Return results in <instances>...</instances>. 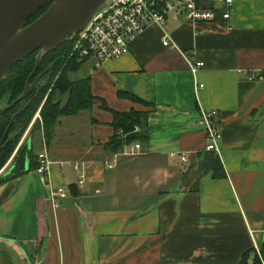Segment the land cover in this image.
Segmentation results:
<instances>
[{"label":"crops","instance_id":"crops-1","mask_svg":"<svg viewBox=\"0 0 264 264\" xmlns=\"http://www.w3.org/2000/svg\"><path fill=\"white\" fill-rule=\"evenodd\" d=\"M233 3L231 29L219 1L196 0L217 19L170 16L119 59L91 57L70 73L89 77L113 110L148 109L121 92L152 102L149 140L137 155L124 153L133 144L107 149L113 114L98 103L60 118L47 150L68 195L55 208L36 171L0 184V264H239L264 246V80L247 74L264 73V0ZM191 61L204 66L194 72ZM201 109L218 111L224 179L198 173Z\"/></svg>","mask_w":264,"mask_h":264},{"label":"trees","instance_id":"trees-1","mask_svg":"<svg viewBox=\"0 0 264 264\" xmlns=\"http://www.w3.org/2000/svg\"><path fill=\"white\" fill-rule=\"evenodd\" d=\"M47 9L48 5L34 14L28 24L33 23ZM73 42L74 40H71L63 44L43 58L37 74L32 79L33 82L51 64H54L55 67L41 79L25 100L0 116V143L12 118L16 116L14 126L8 136V140H10L0 147V170L20 145L17 155L11 164V168H13L11 173L7 177H0V184L37 170L39 152L35 154L36 136L42 133L46 144H49L54 138L57 122L60 118L78 115L81 111H91L97 103L100 107L111 110L113 114L114 136L106 145L107 149L109 148L115 153H121L127 144H134L140 140H149L147 128L148 116L154 106L152 102H147L128 92H121L120 95L130 98L134 102L148 107V109H132L120 112L113 110L103 98L92 93L91 79L89 77L77 80L71 79L70 73L77 70L80 64L85 61L79 58L67 61ZM38 53L36 51L20 61L7 74L3 84L0 86V107L12 103L21 96L26 87L28 77L36 67ZM38 112L40 116H36ZM31 123L33 125L30 134L22 142V137ZM29 139H32L31 147L28 143ZM197 156H199L198 173L201 176L211 173L215 179H224L226 176L224 163L215 151L205 150L199 152ZM259 249L255 246L244 251L239 264H264V246L259 247Z\"/></svg>","mask_w":264,"mask_h":264},{"label":"built area","instance_id":"built-area-1","mask_svg":"<svg viewBox=\"0 0 264 264\" xmlns=\"http://www.w3.org/2000/svg\"><path fill=\"white\" fill-rule=\"evenodd\" d=\"M221 3L220 10L225 20L226 29L232 28V9L234 0H217ZM217 11L215 8H201L196 4V0H106L101 8L93 14L89 23L80 31L74 39L72 48L68 54V59L76 58L87 60L95 58L99 66L106 60H116L130 51V46L143 32L152 24H165L170 16H183L194 22L215 21ZM164 44H171L169 36L164 39ZM192 70L198 71L204 66L201 61H191ZM248 78L251 80H264V73L250 71ZM204 85L201 84L200 87ZM218 111L200 110L199 124L204 128L208 148L207 151H215L220 155L218 140L222 137L216 121ZM36 116H40L38 112ZM32 123L30 128L32 127ZM29 129L22 137V142L26 139ZM122 134V132H120ZM21 142V144H22ZM141 143H134L125 154L137 155L142 150ZM122 154V153H121ZM118 155L107 161L108 167H113ZM183 160L187 161L184 156ZM54 160L47 150V144L38 153V167L36 172L43 175L50 187V198L53 206L57 208L59 200L67 197L64 186H56L51 179L52 165ZM63 162H60L62 165ZM77 171L80 172L77 166ZM83 176V175H81ZM84 180H81L83 183ZM257 249L259 247L257 246Z\"/></svg>","mask_w":264,"mask_h":264},{"label":"water","instance_id":"water-1","mask_svg":"<svg viewBox=\"0 0 264 264\" xmlns=\"http://www.w3.org/2000/svg\"><path fill=\"white\" fill-rule=\"evenodd\" d=\"M105 1L0 0V86L15 65L34 52H39L36 67L28 77L21 96L12 103L0 107V116L29 96L41 79L55 67L54 64H51L33 82L32 79L37 74L43 58L63 44L74 40ZM47 5V11L33 23L28 24L32 16ZM15 119L16 116L12 118L0 147L10 140H8V136L14 126ZM28 143L31 147L32 139H29ZM9 172L5 177L9 175Z\"/></svg>","mask_w":264,"mask_h":264},{"label":"rangeland","instance_id":"rangeland-1","mask_svg":"<svg viewBox=\"0 0 264 264\" xmlns=\"http://www.w3.org/2000/svg\"><path fill=\"white\" fill-rule=\"evenodd\" d=\"M28 129H29V132L27 133V136H29L32 127L30 128V126H29ZM137 130H139V129H137ZM19 147H20V145L18 146V148L15 149V151L13 152V155L10 157V159H8V162L0 170V177L4 174V172L7 171V169L9 168L8 166H10L13 163V160H14L15 156L17 155V151H18ZM36 153H37V146L35 145V154Z\"/></svg>","mask_w":264,"mask_h":264},{"label":"flooded vegetation","instance_id":"flooded-vegetation-1","mask_svg":"<svg viewBox=\"0 0 264 264\" xmlns=\"http://www.w3.org/2000/svg\"><path fill=\"white\" fill-rule=\"evenodd\" d=\"M8 167H11V165H10V166H8ZM7 170H8V169H7ZM5 175H6V172H4V174H3L2 176H5ZM2 176H1V177H2Z\"/></svg>","mask_w":264,"mask_h":264}]
</instances>
